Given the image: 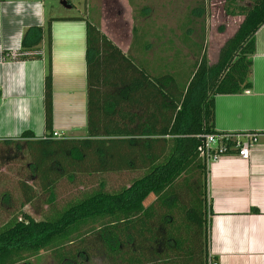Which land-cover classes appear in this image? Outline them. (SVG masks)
Instances as JSON below:
<instances>
[{
    "label": "trees",
    "instance_id": "obj_1",
    "mask_svg": "<svg viewBox=\"0 0 264 264\" xmlns=\"http://www.w3.org/2000/svg\"><path fill=\"white\" fill-rule=\"evenodd\" d=\"M236 1L227 0V12L242 16L243 21L214 65L209 64L203 44L190 40L193 27L184 31L182 43L192 54L195 49L196 62L190 66L180 60L179 51L169 40L163 50L173 51V57L167 60L163 55L156 69L141 63L142 40L137 36L133 35V49L140 51L124 54L97 25L87 24L86 137L54 138L50 133L35 138L26 131L1 144H13L18 150L22 143L42 146L39 154L35 152L38 162H31L33 168L30 164L34 175L46 159H55L51 168L62 173L55 156L62 154L82 162L86 151L93 148L100 167L96 172L142 174L118 191L101 187L61 211L55 209V194L50 192V216L37 220L23 212L22 218L0 226V264H17L41 251H51L59 264H76L80 258L96 254L113 264L215 261L209 253V169L203 147L206 135L217 132L215 96L251 87L255 34L264 24V0H248V5H237ZM203 14L201 7L193 10L196 18ZM51 21L25 32L16 58L41 57V49L36 47L44 32L50 43ZM133 31L135 34L136 27ZM52 94L49 52L43 96L48 129L53 117ZM104 141L115 144L111 154L98 144ZM75 175L69 173V181H74Z\"/></svg>",
    "mask_w": 264,
    "mask_h": 264
},
{
    "label": "crops",
    "instance_id": "obj_2",
    "mask_svg": "<svg viewBox=\"0 0 264 264\" xmlns=\"http://www.w3.org/2000/svg\"><path fill=\"white\" fill-rule=\"evenodd\" d=\"M70 5L65 7L61 1L49 4L47 0L0 1V143L16 140L26 131L35 138L53 132L65 138L86 137L89 20L73 14L76 6ZM51 19L50 43L44 32L36 47L41 49V57L16 58L25 32L31 27H45ZM92 24L124 54L142 50L141 63L158 69L163 38L155 44L142 42L138 51L133 49L131 35L123 36L116 29V36L110 30L107 17ZM49 52L53 87L50 129L45 125L43 101ZM215 129L257 132L259 137L249 159L240 158L232 149L208 164L209 253L217 264H264V24L255 34L251 87L215 96Z\"/></svg>",
    "mask_w": 264,
    "mask_h": 264
},
{
    "label": "rangeland",
    "instance_id": "obj_3",
    "mask_svg": "<svg viewBox=\"0 0 264 264\" xmlns=\"http://www.w3.org/2000/svg\"><path fill=\"white\" fill-rule=\"evenodd\" d=\"M47 1L49 4L58 5V1L61 0ZM69 1L76 6L72 13L84 15L90 23L95 19L102 21L107 17L109 28L116 36L119 35L117 30H120L123 36L131 35V38L137 36L142 42L150 44H155L161 38L163 44L172 40L173 48L179 51L180 60H185L190 66L196 62L198 54L195 53L194 48L192 54L191 49L186 48L182 43V36L188 27H193L194 30L189 36L190 40L203 44L209 64L214 65L218 62L221 49L237 34L243 21L242 16L228 14L227 0ZM248 3V0H237L235 4L248 5ZM197 7L204 9V14L198 18L193 16V10ZM191 21L193 23H190ZM134 27L137 29L135 34ZM133 39L132 41L136 42V39ZM173 54L174 52L170 51L162 53L161 56L164 55L167 60H171ZM98 144L105 146L108 154H111L115 147L110 141ZM20 148L18 150L13 144L7 147L0 143V226L8 220L22 218L23 212L37 220L50 216L52 209L47 200L52 191L56 198L55 209L61 211L101 187L109 192L118 191L142 174L141 171L126 170L113 173L96 172L100 167L93 148L86 151L85 160L82 162H74L62 154L55 156L61 163L64 174L51 168L55 159H46L34 175L30 164L38 162V152L42 146H27L22 143ZM31 167H34L33 164ZM72 172L76 175L71 182L67 175ZM50 183L53 185L51 186ZM17 264L59 263L51 251H41L37 256ZM76 264L113 263L104 255L96 254L88 259L80 258Z\"/></svg>",
    "mask_w": 264,
    "mask_h": 264
},
{
    "label": "built area",
    "instance_id": "obj_4",
    "mask_svg": "<svg viewBox=\"0 0 264 264\" xmlns=\"http://www.w3.org/2000/svg\"><path fill=\"white\" fill-rule=\"evenodd\" d=\"M52 137L63 138L58 132H53ZM259 134L257 132L232 133V132H216L206 135L203 151L207 158L208 164L211 160L217 159L219 156L230 153L232 149L242 159H249L252 146L258 141ZM233 142L228 144V142ZM207 264H217L211 259Z\"/></svg>",
    "mask_w": 264,
    "mask_h": 264
},
{
    "label": "water",
    "instance_id": "obj_5",
    "mask_svg": "<svg viewBox=\"0 0 264 264\" xmlns=\"http://www.w3.org/2000/svg\"><path fill=\"white\" fill-rule=\"evenodd\" d=\"M61 4H63L65 7H71V5L67 2V0H61Z\"/></svg>",
    "mask_w": 264,
    "mask_h": 264
}]
</instances>
